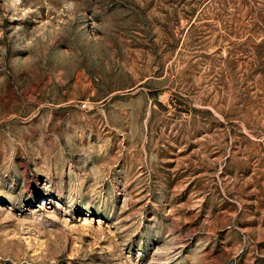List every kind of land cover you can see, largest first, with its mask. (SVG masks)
<instances>
[{
	"label": "rangeland",
	"instance_id": "rangeland-1",
	"mask_svg": "<svg viewBox=\"0 0 264 264\" xmlns=\"http://www.w3.org/2000/svg\"><path fill=\"white\" fill-rule=\"evenodd\" d=\"M219 1L0 0V264H264V29Z\"/></svg>",
	"mask_w": 264,
	"mask_h": 264
},
{
	"label": "trees",
	"instance_id": "trees-1",
	"mask_svg": "<svg viewBox=\"0 0 264 264\" xmlns=\"http://www.w3.org/2000/svg\"><path fill=\"white\" fill-rule=\"evenodd\" d=\"M249 1H252V3H256V0H220L217 4V12L220 16H224L227 13V8H231V6H236L237 3L239 5L246 4L247 8L249 7V15H250V24L253 25V27H258L259 29H264V10L262 9L261 5L264 6V2H259L260 4L251 5ZM237 8V6H236ZM262 26V27H261ZM231 28V27H230Z\"/></svg>",
	"mask_w": 264,
	"mask_h": 264
}]
</instances>
